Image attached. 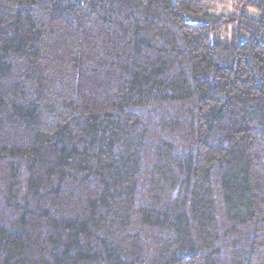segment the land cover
Here are the masks:
<instances>
[{"label":"trees","instance_id":"1","mask_svg":"<svg viewBox=\"0 0 264 264\" xmlns=\"http://www.w3.org/2000/svg\"><path fill=\"white\" fill-rule=\"evenodd\" d=\"M258 2L0 0V264H264Z\"/></svg>","mask_w":264,"mask_h":264},{"label":"rangeland","instance_id":"2","mask_svg":"<svg viewBox=\"0 0 264 264\" xmlns=\"http://www.w3.org/2000/svg\"><path fill=\"white\" fill-rule=\"evenodd\" d=\"M229 1V0H228ZM237 0H233V2H236ZM243 1H245V0H243ZM255 2L257 1L258 2V0H254ZM258 4H261L262 5V7L260 8V9H256V8H254V7H250V6H248V7H246L245 9H244V12H245V14L247 15V16H249V17H253V18H261V17H264V3L263 2H258ZM241 5V4H240ZM230 6V5H229ZM224 10L226 11V12H230V11H232L233 10V8L232 7H229L228 9L227 8H224Z\"/></svg>","mask_w":264,"mask_h":264}]
</instances>
